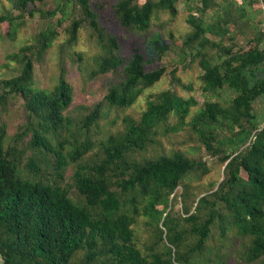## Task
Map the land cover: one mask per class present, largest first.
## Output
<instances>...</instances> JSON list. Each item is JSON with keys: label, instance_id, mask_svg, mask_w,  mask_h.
Instances as JSON below:
<instances>
[{"label": "trees", "instance_id": "obj_1", "mask_svg": "<svg viewBox=\"0 0 264 264\" xmlns=\"http://www.w3.org/2000/svg\"><path fill=\"white\" fill-rule=\"evenodd\" d=\"M16 1L27 8L42 0ZM140 1L117 3L115 12L123 27L145 32L159 11L178 15L176 4L180 0ZM250 1L253 6L258 3L245 0L243 5H237L236 13L246 14L245 5ZM77 2L84 17L97 29L90 0ZM212 7V0H202V14ZM233 12L234 9L226 11L219 5L209 19L189 16L193 32L185 44H198L197 50L191 52V61H197L201 68L203 93L208 95L204 107L191 121L187 119L196 104L194 99L185 100L170 90L146 95L164 75L163 69L146 70V64L155 61V53L168 47L160 35L149 39L147 59L136 50L128 61L117 56L118 43L115 37L110 38L109 53L99 57L94 75L121 72L124 79L109 84L103 99L80 124L65 116L73 102L74 87L64 73L52 90L37 89L32 85L34 64L27 57L18 77L0 81V88L9 87V91L0 93V107L7 94H20L26 100L29 117L38 120V128L29 121L23 130V134L33 131L30 147L54 154L57 171L77 165L71 188L38 178L33 160L30 171L34 178L26 179L18 164L9 159L11 152L6 150L5 134L0 131L1 264H199L201 258L197 263V256L203 254L212 233L217 235L216 240L212 239L222 257L228 256L230 248L233 256L244 253L248 264L261 261L264 129L245 150L241 146L250 135L242 128V122L246 120L253 126L258 122L253 104L264 95V49L254 47L233 53L232 48L222 45L221 40L230 31L236 32V25L229 26ZM5 22H9L8 18L0 17V25ZM78 28L79 23L75 22L71 40L77 38ZM50 42L49 36L40 42L39 57ZM212 49L222 53L220 60L214 61ZM225 86L236 94L228 108L219 100H212L221 96L219 92ZM187 88L192 90V86ZM142 96L145 108L135 117L128 111ZM104 106L121 113L110 118ZM101 121L107 126L120 121L123 130L110 132L105 139H94L90 133L93 129L98 131ZM189 126L195 131L193 139L181 141L188 149L164 153L170 139ZM224 130L227 134L220 136ZM46 134L57 139L55 146ZM14 149L16 152L17 147ZM94 149L93 160L81 163ZM202 150L205 159L192 158ZM218 165L224 170L218 168L215 172ZM58 176L64 178L61 173ZM215 185L218 190L208 193ZM180 187L186 204L182 211L194 209L183 218H178L168 206ZM73 188L83 201L72 200ZM140 216L155 220L156 231L149 240H143L134 229ZM181 220L190 227L179 231ZM188 235H196L197 240L183 252ZM224 263L221 259L219 264Z\"/></svg>", "mask_w": 264, "mask_h": 264}, {"label": "rangeland", "instance_id": "obj_2", "mask_svg": "<svg viewBox=\"0 0 264 264\" xmlns=\"http://www.w3.org/2000/svg\"><path fill=\"white\" fill-rule=\"evenodd\" d=\"M119 1L90 0V9L94 13L98 24V28L94 29L90 24V20L84 17L83 8L77 0H42L30 4L27 8H22L16 0H0V17L9 20V22L0 25V81L18 77L24 70L27 57H31L34 64L32 85L37 89L52 90L61 73H64L66 79L74 87L73 102L66 110L65 116L70 121L80 124L86 115L103 99L109 84L124 79L121 72L94 75L99 57L109 53L110 38L115 37L118 43V49L115 52L117 56L128 61L136 53V50L143 53L147 59L149 39L160 35L168 47L165 51L159 50L155 53V61L146 64V70L163 69L164 75L157 85L147 90L146 95L170 90L185 100L194 99L196 104L191 107L187 119V121H191L198 110L204 107V102L208 99V95L203 93V85L199 77L202 70L197 61H191V52L194 49L197 50L196 45L198 44L193 42L188 47L185 44L187 37L193 32V27L188 23L191 14L209 19L216 12L219 5L224 6L226 11L232 8L234 12L230 17L232 20L229 26L236 25V32L230 31L221 40L222 45L228 49L232 48L233 53H241L254 47L264 49V0H258V3L254 6V3L251 5L250 1V4L245 5L248 11L242 16L236 13V9L238 8L237 5H243L245 0H212L214 7L209 8L204 14H202L201 8L202 0H191L190 2L180 0L176 4L178 8L177 16L174 17L165 11H159L152 20L151 28L145 32L125 28L120 24L115 12ZM144 2L145 0L140 1V3ZM75 22L79 23L77 38L71 40ZM45 36L50 37V46L39 57L40 42ZM220 54L222 53L218 49L217 51L212 49V55L215 57L214 61L220 60ZM262 67L264 68V64ZM189 86H192V90L187 88ZM7 91H9V87L2 86L0 88V93H6ZM219 94H221L220 97L215 96L212 100H219L227 108L230 107L236 96L227 86ZM25 102L26 100L20 94L9 93L6 95L5 104L0 107V131L5 134L4 146L6 150L9 153L11 152L9 159L18 164V168L22 174L24 173L26 179L34 178V173L32 174L30 171V169L32 170V164L30 163L33 160L35 162L34 166L38 168V178L43 177L51 182H58L71 188V176L77 165L57 171L54 164V154L47 152L45 149L37 150L30 147L33 131L27 130V133L23 134V130L26 129L29 121L32 122L34 127L38 128V120L29 117L27 109H25ZM104 107L103 110L107 111L110 118L121 113L117 109ZM144 108L145 100L142 96L136 102L134 108L128 112H133L134 116L137 117ZM253 112L258 117L257 126H253L246 120L242 122V128L250 135H248L246 144L244 143L241 146V150H245L256 135L264 129V95L253 104ZM172 121H174V118ZM99 125L98 131L93 129L90 133V136L94 139H105L110 132L118 133L123 130V124L120 121L115 126H107L103 121L99 122ZM103 126L106 127L103 128ZM239 128L236 126V129ZM62 133L68 134L66 131ZM194 134L193 127L189 126L185 131L177 134L178 136L170 139L169 144L164 147V153L176 148L183 149L182 139L190 141L193 139ZM223 134H227V131L220 132V136H223ZM46 135L51 140L52 145L55 146L58 142L57 139L52 134ZM58 139L61 140L62 138ZM14 146L17 147L16 152ZM184 149H188L187 145ZM95 153L96 149L81 160V163L82 161L89 162L93 160ZM203 154L204 151L202 150L192 158L205 159V154ZM218 168L224 170V166L218 165L214 171H219ZM59 173L64 176L63 179L58 176ZM217 190L218 185H215L208 193ZM70 196L75 202L84 200L75 188L71 190ZM170 199L171 204L168 206L178 218L188 217L194 212V209L188 213L182 211L186 204L182 197L181 187L172 194ZM189 227L187 223L181 220L178 229L180 231ZM134 229L136 234L142 237L143 240H149L150 237H154L153 231H156L155 220L140 216L134 225ZM211 237L217 239L215 233H212ZM212 238L208 240L203 254H200V257L197 256V263L201 258L202 264H219L221 259L228 264H248L243 259L245 258L244 253L240 252L238 256H233L230 248H226L231 250L228 256L222 257L218 253L217 246L214 245L215 240ZM196 240V235H188L181 251H187ZM201 263L199 262V264ZM255 264H264V256L260 262Z\"/></svg>", "mask_w": 264, "mask_h": 264}]
</instances>
